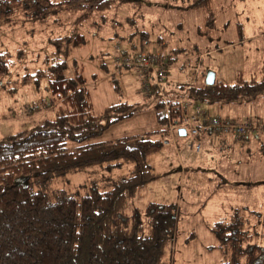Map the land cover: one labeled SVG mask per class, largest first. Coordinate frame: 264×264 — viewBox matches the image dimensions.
Returning <instances> with one entry per match:
<instances>
[{
    "label": "trees",
    "instance_id": "obj_1",
    "mask_svg": "<svg viewBox=\"0 0 264 264\" xmlns=\"http://www.w3.org/2000/svg\"><path fill=\"white\" fill-rule=\"evenodd\" d=\"M182 1L185 9L203 14V24L195 32L199 38H209L216 26L215 6L222 5L223 0ZM135 3L136 0H0V24L17 18L30 21L32 32L38 27L42 43L51 50L43 58V68L28 71L20 78L13 70L25 62L26 50L17 49L15 54L0 50V87L9 98L21 88L41 91V97H45L40 104L34 102L28 113L24 111L28 115L53 110V115L42 121L0 137V264H172L177 207L168 202L150 203L145 208L133 206L138 193L156 178L149 158L159 154L168 142L177 144L178 139H183L174 131L172 142L168 131L169 124L174 126L184 119L183 100L221 108L249 105L264 98V68L248 80L238 75L232 85L217 81L212 87L205 82L171 84L165 89L168 119L163 116L164 105L158 93L145 96L155 101L153 109L161 131L95 142L110 125L135 114V105L118 103L96 114L83 70L76 61L69 65V59L74 51L88 44L81 31L89 27V22H107L106 14L118 7L132 9ZM48 27L60 29V33L45 34ZM132 36L130 42L135 38ZM139 37L143 45L150 36L140 33ZM156 42L168 70L180 51L164 54V40L157 37ZM140 47L136 53L135 45L127 49L117 44L114 59L153 53H143ZM108 56L100 52L90 58L100 62L99 69L106 75L110 73L104 62ZM111 80L118 94L117 81L114 77ZM203 113L205 126L210 115ZM228 139L240 144L247 138ZM125 164L131 167L129 175L110 182L105 189L64 190L70 174L95 167L111 174ZM57 184L61 186L58 189ZM210 231L218 247L228 253L222 264H264V249L253 245L250 227L242 214L219 222Z\"/></svg>",
    "mask_w": 264,
    "mask_h": 264
},
{
    "label": "rangeland",
    "instance_id": "obj_2",
    "mask_svg": "<svg viewBox=\"0 0 264 264\" xmlns=\"http://www.w3.org/2000/svg\"><path fill=\"white\" fill-rule=\"evenodd\" d=\"M214 13L216 26L209 38H199L195 32L203 24V14L185 9L182 0H136L132 9L130 6L126 9L118 7L106 14L107 22L101 23L97 19L96 23L89 22V27L81 31L86 34L88 44L74 51L69 65L76 61L82 68L94 112L99 114L118 103L135 105L136 109L131 117L110 125L95 142L144 136L163 129L153 109L154 99H146L141 93L136 71L122 69L115 63L114 57L117 55L113 52L117 44L127 49L135 45L136 53L140 52L142 46L143 53L159 54L161 46L156 39L161 37L165 43L164 54L179 50V54L174 56L175 63L166 70L169 85H199L205 82L208 73L215 75V81L232 85L238 75L248 80L254 73L260 72L259 68H264V56L259 52L264 47L259 43L264 36V0H223L222 5L215 6ZM22 20L17 18L0 24V50L15 54L17 49L24 48L27 52L25 62L13 70L18 78L28 71L43 68V58L51 52L42 43V35L36 32L39 28L32 32L33 24ZM70 28L72 26L65 29ZM59 30L48 27L45 34L56 36ZM140 33L150 36L143 45ZM131 35L135 38L130 42ZM259 35L262 37L259 38ZM253 38L257 40L253 41ZM100 52L109 54L104 59L109 75L100 71L98 60L90 59ZM111 77L117 81L118 94L113 90ZM41 95V91L21 88L15 97L9 98L6 90L0 87L1 138L32 126L33 122H40L47 115H53V110L46 109H42L38 115L26 114L34 102L40 104L39 101L45 97ZM249 105L222 107L223 118L229 112L231 116L228 118L231 120L253 121L256 115L264 123V98ZM250 111L252 116H249ZM185 143V139H178L174 144L180 159L194 157L191 162L197 161L198 157L185 149ZM174 146L168 142L159 154L149 158L148 164L156 178L133 201V206L138 208L161 202L177 207L172 264H222L227 261L228 253L218 247L210 227L235 214H242L247 220L253 245L264 249V135L260 141L250 140L246 144L250 152L245 159L239 158L242 153L239 150L232 153L230 162L221 154H216V157L208 155V161L203 166L211 174L202 172L193 183L190 181L192 178L181 182L179 172L182 173L183 169ZM203 156L202 153L200 157ZM163 159L164 167L161 166ZM240 167L242 173H239ZM130 171L131 167L125 164L111 174L103 172L100 167L70 174L67 183H64V190L70 191L69 187L105 189L110 182L128 176ZM230 173H233L232 181L228 177ZM236 182L240 185L237 186ZM60 187L57 184L55 188ZM190 188L195 190L194 194L190 193Z\"/></svg>",
    "mask_w": 264,
    "mask_h": 264
},
{
    "label": "built area",
    "instance_id": "obj_3",
    "mask_svg": "<svg viewBox=\"0 0 264 264\" xmlns=\"http://www.w3.org/2000/svg\"><path fill=\"white\" fill-rule=\"evenodd\" d=\"M165 58H161L157 52L149 55H137L135 57H124L122 55L115 59V63L120 67L130 68L136 71L139 78L141 93L144 96H150L153 91L158 93L160 101L164 105L163 116L169 118V108L167 103L166 87L170 84L167 82V73L164 67ZM184 119L168 126L171 141L174 142V131L184 129L187 137V149L195 154L201 152V142L199 137L209 133L218 139L234 137L235 139H248L258 128L250 121L236 122L229 118L211 117L208 118L207 125L203 126L202 118L204 113L199 105L189 103L183 100L181 106ZM200 131L202 133L200 134ZM180 137V136H179Z\"/></svg>",
    "mask_w": 264,
    "mask_h": 264
},
{
    "label": "crops",
    "instance_id": "obj_4",
    "mask_svg": "<svg viewBox=\"0 0 264 264\" xmlns=\"http://www.w3.org/2000/svg\"><path fill=\"white\" fill-rule=\"evenodd\" d=\"M262 36L259 35V38H261ZM263 39H260V42L259 43H262L264 45V36L262 37ZM257 40L253 38V41ZM260 54L262 55V57L264 56V47L261 48L259 50ZM261 70V68H259V71ZM251 106V105H249ZM201 107V110L204 112H209V115L211 117H224V113L222 112L223 110H221V108H218V107H205L203 105H200ZM223 107H228V106H223ZM232 107V106H231ZM213 108H216V110H213ZM226 118H228L230 115L229 112H227L225 114ZM249 116H252V111H250V115ZM233 121H236V122H245V121H240V120H237V118H232ZM251 123H253V125L255 127L257 126H261L260 128H258L256 130V132L252 135L249 136L248 139H246L244 142L242 141L240 144H238V142H235L231 139H228V138H224V139H218L216 138L215 136H212L210 135L209 133H205L203 135L200 136L199 140L201 142V152L199 154H195L191 151H188L187 150V142L188 140H186V138H183L186 140V143H185V149L190 152L191 155L193 156H197V161H194V162H191L193 161V158L194 157H191L190 159H185V160H182L180 159L179 157V152H178V149L176 146H174V149H175V152L177 154V157L179 159V162L181 161V164H182V173L180 172V178L185 181L186 179H190L192 178L190 181L193 183L194 182V179L199 175L201 174L202 172L203 173H207V174H211L207 169H204L205 167L203 166L204 165V162L205 161H208V155H211L213 154V156L216 157V154H221L223 156H225V158L230 162L232 160V153H235L236 150H239L241 151V155L239 156L240 159H245L247 158V156L249 155V152H250V149H249V146L246 147V144H248V142H250V140H255V142L257 141H260L261 137L264 135V123H262V120L260 119H257L256 118V115L254 116V119L253 121H250ZM219 140V141H218ZM177 143V142H176ZM176 145V144H175ZM247 150V152L244 153V150ZM204 154L203 157H200L201 154ZM165 165V159L162 160V164L161 166L164 167ZM206 166V165H205ZM241 170L239 173H242V167H240ZM181 169V168H180ZM178 169V170H180ZM178 172V171H177ZM233 174V173H232ZM231 173L228 175V177L230 178V180L232 181V175ZM189 181H188V185H189ZM237 186H239L240 184L238 182L235 183ZM231 189H233L231 187ZM190 193L192 192V188H190ZM194 191V190H193ZM195 193V191H194ZM194 193H191V194H194ZM163 203V202H162Z\"/></svg>",
    "mask_w": 264,
    "mask_h": 264
},
{
    "label": "water",
    "instance_id": "obj_5",
    "mask_svg": "<svg viewBox=\"0 0 264 264\" xmlns=\"http://www.w3.org/2000/svg\"><path fill=\"white\" fill-rule=\"evenodd\" d=\"M215 83V75L213 73H208L206 78H205V85L208 87H212ZM178 135L180 137H185L186 131L184 129H180L178 131Z\"/></svg>",
    "mask_w": 264,
    "mask_h": 264
}]
</instances>
